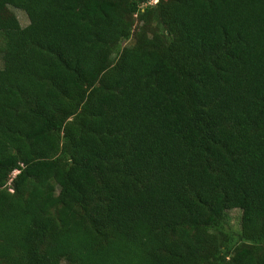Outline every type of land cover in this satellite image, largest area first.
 <instances>
[{
  "label": "trees",
  "instance_id": "16d2710c",
  "mask_svg": "<svg viewBox=\"0 0 264 264\" xmlns=\"http://www.w3.org/2000/svg\"><path fill=\"white\" fill-rule=\"evenodd\" d=\"M0 264H264V0H0Z\"/></svg>",
  "mask_w": 264,
  "mask_h": 264
},
{
  "label": "rangeland",
  "instance_id": "374dc122",
  "mask_svg": "<svg viewBox=\"0 0 264 264\" xmlns=\"http://www.w3.org/2000/svg\"><path fill=\"white\" fill-rule=\"evenodd\" d=\"M156 0H153V2H155ZM11 10L15 13L16 17L18 18L20 24L22 26H25L28 24V17L27 15L20 9L11 7ZM134 42L133 39H130L127 43L128 44H132ZM229 219H230V223H232V225L234 227H239L240 224V216H241V210L238 208H232V209H228L227 210Z\"/></svg>",
  "mask_w": 264,
  "mask_h": 264
},
{
  "label": "built area",
  "instance_id": "2783aa9c",
  "mask_svg": "<svg viewBox=\"0 0 264 264\" xmlns=\"http://www.w3.org/2000/svg\"><path fill=\"white\" fill-rule=\"evenodd\" d=\"M156 1H157V0H156ZM156 1H155V2H156ZM152 2H153V0H152Z\"/></svg>",
  "mask_w": 264,
  "mask_h": 264
}]
</instances>
